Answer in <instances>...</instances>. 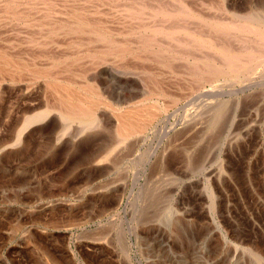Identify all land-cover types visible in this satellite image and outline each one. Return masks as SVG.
I'll use <instances>...</instances> for the list:
<instances>
[{
	"label": "rangeland",
	"instance_id": "374dc122",
	"mask_svg": "<svg viewBox=\"0 0 264 264\" xmlns=\"http://www.w3.org/2000/svg\"><path fill=\"white\" fill-rule=\"evenodd\" d=\"M221 1L264 15V0ZM124 6L104 8L125 20ZM176 63L175 75L147 63L94 74L119 107L155 92L163 74L175 80L163 88L173 97H156L170 109L129 141L104 108L96 121L64 116L29 72L2 83L0 264H264V70L210 81Z\"/></svg>",
	"mask_w": 264,
	"mask_h": 264
},
{
	"label": "bare ground",
	"instance_id": "6f19581e",
	"mask_svg": "<svg viewBox=\"0 0 264 264\" xmlns=\"http://www.w3.org/2000/svg\"><path fill=\"white\" fill-rule=\"evenodd\" d=\"M186 1L0 0V91L3 82L13 84L21 81L23 74L29 72L30 78L44 80L45 90L53 95L64 116L75 117L79 121L94 118L96 121L100 109L104 108L111 111L116 132L125 140L144 134L161 113L170 109L171 103L158 104L156 97L172 96V92L167 95L169 91L165 93L164 90L171 88L174 79L170 80L162 72L164 76L160 85L164 87L155 82L151 86L155 92L149 90L142 99L131 105L126 101L128 106L119 107L92 80L105 64H112L121 71L146 63L154 67L160 64L168 74L175 75L177 70L178 73L181 70L176 62L183 59L194 65L185 66L187 70L192 68L189 74L202 72L209 79L222 76L253 80L256 75L263 74L264 15H260V11L258 14L247 12L237 15L228 11L221 0ZM121 4H125L122 10L125 20L115 15L109 18L104 7ZM197 51H204L203 56L200 57ZM155 52H159L157 56ZM160 52L165 56L157 60ZM46 54H50L47 57L54 56L52 63L49 60L37 65L35 61ZM88 73L93 77L87 79ZM223 105H218L215 110L223 111ZM214 118L218 121L221 116ZM96 125L98 129L97 122ZM89 127L86 130H90ZM118 136L115 135L117 140ZM197 138L195 136L191 141H198Z\"/></svg>",
	"mask_w": 264,
	"mask_h": 264
}]
</instances>
